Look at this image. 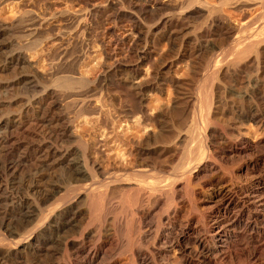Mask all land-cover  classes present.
Returning <instances> with one entry per match:
<instances>
[{
    "label": "bare ground",
    "instance_id": "bare-ground-1",
    "mask_svg": "<svg viewBox=\"0 0 264 264\" xmlns=\"http://www.w3.org/2000/svg\"><path fill=\"white\" fill-rule=\"evenodd\" d=\"M217 1L216 5L205 0L172 5V12L152 28L163 24V31L157 32L160 38L181 42L171 55L158 56L151 83L137 78L154 53L147 40L158 35L151 28L146 30L138 17L132 19L138 42L144 47L136 51L137 62L115 67L114 71L124 76L121 81L132 83L134 87L129 85L136 92L144 94L166 82L175 84L172 70L186 61L192 69L201 65L204 80L199 94L188 98L185 116L179 122L170 121L172 135L162 131L155 146L150 145L151 130L144 127L149 146L138 150L133 160L119 154L116 165L106 169L92 162L86 151L75 145L80 144V137L63 125V117L53 113L63 111L64 105L57 100L55 105L53 100L48 104L55 91L50 93L47 87L39 91L35 66L30 75L12 84L0 82V91L8 94L19 83L33 92L0 99V109H5L0 110V148L18 150L20 145L8 148L11 134L25 131L31 124L39 128L26 147L30 153L25 163H32L33 169L26 172L25 180L19 181L21 164L7 161L0 168L4 171L0 176L1 213L6 217L9 213L14 199L8 194L10 188L20 185L26 194L18 209L22 229L1 223L6 230H0V264H171L172 255L182 264H264V139L254 141L243 132L245 123L264 120L260 108L264 106V21L245 33L230 30L224 23L215 27L229 37L230 45L206 60L204 55L215 48L211 45L214 38L210 39L214 30L183 24L195 18L214 24L224 6L258 3L264 7V0ZM148 3L161 7L159 0ZM26 63L23 52H11L0 63V73L16 71ZM254 66L257 74L254 68L250 71L256 76L254 80L248 77L249 91L245 86L242 96L251 103L226 102L227 83L243 82L242 75ZM70 79H63V84L70 86ZM73 96L67 98L66 106L81 105V99ZM106 123L100 122L105 128L102 148L111 137ZM158 152L157 158L151 156ZM59 170L64 173L55 182L52 176ZM70 234L72 239H68Z\"/></svg>",
    "mask_w": 264,
    "mask_h": 264
},
{
    "label": "rangeland",
    "instance_id": "rangeland-1",
    "mask_svg": "<svg viewBox=\"0 0 264 264\" xmlns=\"http://www.w3.org/2000/svg\"><path fill=\"white\" fill-rule=\"evenodd\" d=\"M159 1L161 7L154 5V3L149 4L148 0H0V47L2 46L0 48V63H3L5 58L11 55V52L14 53V51H21L28 58V63L16 69V71L10 69L11 71L0 73V82L9 80L10 84H12L11 81H17L28 74L30 75L32 68L35 66L34 70L39 83V91L47 87L48 92H56H54L56 95L53 93L54 96L53 94L49 96L48 104L52 105L54 103L55 105L62 103L64 105L63 111L56 110L53 113L55 115L59 114L61 118L63 117L62 119L65 122H63V125L67 126L70 130H74L78 136H76L77 139L80 137L78 139L80 144L75 145L78 147L80 145V148L86 151L87 156L92 162H96L102 168L106 169L109 166L116 165V155L125 154L129 156V159H135L138 150L147 146V144L149 146V141L150 145H154L155 141L158 142L160 140L158 136L162 131L172 135L171 131H173V127L170 121L172 122L174 119L176 122H179L182 116H185L188 98L192 95L199 94L198 89L201 87L200 83L203 82L202 84H204V80L201 77L203 69L201 65L196 64L199 68L193 65L192 69L188 61L184 62V64H178L173 68L174 71L172 70V74L177 77L175 84L166 82L160 88L152 91L148 90L144 94L138 91L136 92L133 89L134 86L132 83L121 81V78L123 79L124 76L121 77L120 72L114 71L117 66H126L137 62L136 51L144 47V43L140 44L138 42V30L133 25V18L138 17L146 30L149 28L152 29L158 23L160 24L166 14H170V11L172 12V5L177 7L187 3V0ZM205 1L210 5H216L218 3L217 0ZM261 6L263 7V5H258V3L240 5L235 8L232 6H224L225 8L222 7L220 9L221 13H218L221 19L217 17L214 24L212 21L206 24L199 18L192 19L193 21L191 19L187 20L183 24L191 25V27L198 29L207 28L210 30L211 28V30H214V37L212 36L210 39L213 40L214 38L213 41L215 43L212 42L211 45L216 49L211 48L207 51L208 54H206L208 56L204 55V59L206 60L223 51L225 52L230 45L229 37L223 33V30H217L215 27L224 23L225 27L230 28V30H240L241 33H245L249 28L253 29L263 23L264 7L262 9ZM219 21L221 23H218ZM246 23H251L252 27ZM162 26L163 24L159 29H152L154 34L158 35L154 40H147L146 45L154 53L151 54L149 59L141 67L142 74L137 80L142 83L147 81L153 82L152 76L154 77L153 74H155V61L159 58L158 56L171 55V50L173 51L177 48L181 42L180 39H174L171 43V40L167 38H160L159 34L164 29V26ZM242 27L246 29L242 30ZM159 31L160 33H157ZM188 68L191 69L189 70ZM253 68L255 70L254 73L257 74L256 66H254L245 71L247 74L242 75L243 82L236 83L232 80L233 82L229 81L232 84L227 83L228 88L226 87L224 95L227 98L225 99L227 100L226 102L235 100L234 102L240 103L241 100L242 104L246 103L249 105L251 103L249 98L242 96L247 88L249 91V86H247L249 84L247 82L255 79L256 74L252 73ZM248 77H250L249 80ZM65 78H71L69 87L63 84V79ZM177 82L178 85H176ZM64 86H66V89ZM242 88L244 89L242 90ZM234 89L235 92H232ZM31 93L33 92L25 88L23 83H19L14 85V90L9 91V94L6 90H1L0 99L11 98L14 94L22 96L32 95ZM237 93L240 95L237 96ZM232 94L233 96L231 97ZM71 95H74L73 98L81 99V105L66 106L67 98L69 100ZM228 96L231 98L230 100H228ZM49 101L52 103L50 104ZM228 106L232 107L231 104ZM260 108L264 109V106L260 105ZM2 109L4 107L0 109L1 112H3ZM135 120L138 121L134 124L133 121ZM101 121L104 123L107 122L106 124L109 125L107 126L109 130L107 129L106 131H109L111 135L110 139L106 142L108 145L105 146L106 148H102L101 145L105 130L100 125ZM137 122L141 123L138 124ZM127 123L129 126H126ZM37 127L31 124L25 131L13 132L11 134L8 148H11L12 145H20L18 150H8L7 147L0 148V168L7 161L10 164L12 162L17 165L21 164L19 165L20 171L22 170L19 172L21 176L19 181L25 180L24 176L26 172H30L29 169L32 168H30L32 163H25V156L30 153L29 150H26V147L28 143L33 142L34 137L36 138V133L39 131ZM144 127L151 130V137L149 139L144 133ZM244 128L245 130L243 132L252 140L264 139V120L260 122H247ZM194 143H191V146ZM68 144L70 145V142ZM159 153L151 156L157 158ZM62 173L64 171H57L55 173L56 175L58 174L57 177L53 175L52 179L55 177L54 181H57L60 178L59 176L63 175ZM0 176H4L2 169H0ZM18 186L20 185H16V189L10 188L8 190V194L10 193V196H13L14 199L10 201L7 217L0 211V230L2 231L6 230L5 225L8 223L9 228L15 226L22 229L23 227V224L18 220V209L22 203V197L26 194ZM5 219L6 222H4ZM1 223L5 225L2 226ZM71 235L68 239L73 238ZM10 240L15 241L11 237ZM62 247L60 246L59 248ZM172 257L170 260L171 264H182L176 255H172Z\"/></svg>",
    "mask_w": 264,
    "mask_h": 264
}]
</instances>
